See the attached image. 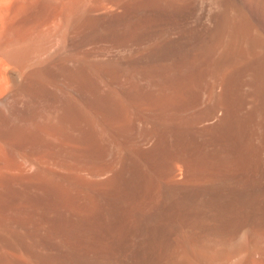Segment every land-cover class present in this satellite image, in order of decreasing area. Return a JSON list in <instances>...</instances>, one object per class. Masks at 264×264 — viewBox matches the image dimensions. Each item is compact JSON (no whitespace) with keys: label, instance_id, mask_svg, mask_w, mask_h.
Masks as SVG:
<instances>
[{"label":"bare ground","instance_id":"obj_1","mask_svg":"<svg viewBox=\"0 0 264 264\" xmlns=\"http://www.w3.org/2000/svg\"><path fill=\"white\" fill-rule=\"evenodd\" d=\"M0 264H264V0H0Z\"/></svg>","mask_w":264,"mask_h":264}]
</instances>
